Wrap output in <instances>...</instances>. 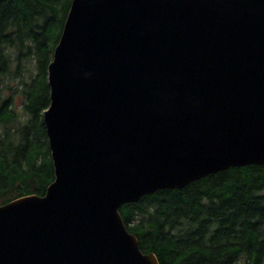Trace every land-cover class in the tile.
Here are the masks:
<instances>
[{
	"label": "water",
	"instance_id": "1",
	"mask_svg": "<svg viewBox=\"0 0 264 264\" xmlns=\"http://www.w3.org/2000/svg\"><path fill=\"white\" fill-rule=\"evenodd\" d=\"M47 81L54 179L0 206V264H159L121 206L264 165V0H72Z\"/></svg>",
	"mask_w": 264,
	"mask_h": 264
},
{
	"label": "trees",
	"instance_id": "2",
	"mask_svg": "<svg viewBox=\"0 0 264 264\" xmlns=\"http://www.w3.org/2000/svg\"><path fill=\"white\" fill-rule=\"evenodd\" d=\"M72 0H0V206L54 179L47 70ZM159 264H264V165L229 168L119 208Z\"/></svg>",
	"mask_w": 264,
	"mask_h": 264
}]
</instances>
